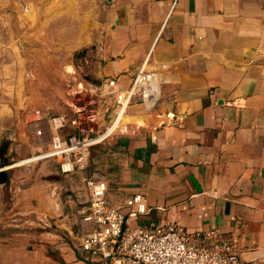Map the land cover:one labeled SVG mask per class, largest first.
I'll return each mask as SVG.
<instances>
[{"label": "crops", "instance_id": "crops-1", "mask_svg": "<svg viewBox=\"0 0 264 264\" xmlns=\"http://www.w3.org/2000/svg\"><path fill=\"white\" fill-rule=\"evenodd\" d=\"M10 4L34 7L37 33L69 22L59 30L70 55L59 94L24 112L3 106L14 137L0 144V264H93L81 248L87 172L64 173L55 160L19 163L51 136L47 119L41 139L29 121L38 108L47 117L71 112V72L125 90L148 57L161 95L154 108L132 104L107 142L98 167L106 174L95 173L107 178L109 201L129 214L126 200L142 194L149 210L131 226L217 229L243 260H264V0H0ZM34 227L46 230L34 236Z\"/></svg>", "mask_w": 264, "mask_h": 264}, {"label": "built area", "instance_id": "built-area-1", "mask_svg": "<svg viewBox=\"0 0 264 264\" xmlns=\"http://www.w3.org/2000/svg\"><path fill=\"white\" fill-rule=\"evenodd\" d=\"M149 58L125 90L117 91L115 79L102 88L93 82L86 84L75 72L70 73L68 87L76 86L71 93L74 98L71 112L47 117L41 109H35L34 118L29 121L35 136L44 137L41 121L45 119L51 136L47 145L36 143L34 154L22 161L55 160L64 173L85 171L92 148L117 133L132 104L144 102L150 108L157 105L162 78L150 66ZM113 95L114 107L105 106ZM100 105L104 108L100 109ZM86 190L87 203L81 216L88 231L81 248L93 264H264V260H243L232 240L221 237L217 229L190 233L180 222L131 226V217L148 212L146 198L136 194L127 199L126 204L132 211L126 214L109 201L107 178L101 174L87 176Z\"/></svg>", "mask_w": 264, "mask_h": 264}, {"label": "rangeland", "instance_id": "rangeland-1", "mask_svg": "<svg viewBox=\"0 0 264 264\" xmlns=\"http://www.w3.org/2000/svg\"><path fill=\"white\" fill-rule=\"evenodd\" d=\"M29 7L26 4L19 7L13 4L0 7V144L4 138L14 137L13 131L7 132L3 128L1 114L4 105L8 104L11 109L24 112L27 107H34V103L41 104L47 95L59 94L66 80L67 68L64 59L70 54L64 52L60 45L63 40L61 30L63 25L69 22L56 21V30L54 33L50 31V35L48 32L45 35L37 33L34 24V7ZM73 24L70 22L71 34L75 30ZM84 53L80 51L75 54L76 63L81 61ZM108 140L92 148L89 164L85 170L87 176L95 172L106 174L107 170L104 166L102 170L98 167L107 162V152L110 149ZM0 162V167L5 164L2 159ZM7 163L9 165L14 161ZM70 191L73 195V190ZM75 227L76 232L81 235V225L77 223ZM47 228L51 229L52 225H47ZM45 230L43 227H34V236L35 232L40 233ZM54 231L62 235L60 229ZM71 237L70 234L64 236L68 240ZM55 250L57 252L59 249Z\"/></svg>", "mask_w": 264, "mask_h": 264}, {"label": "bare ground", "instance_id": "bare-ground-1", "mask_svg": "<svg viewBox=\"0 0 264 264\" xmlns=\"http://www.w3.org/2000/svg\"><path fill=\"white\" fill-rule=\"evenodd\" d=\"M68 69H69V70H73V69L70 68V67H69ZM69 70H68V71H69ZM71 73H74V72H71ZM19 163L24 164V163H26V162L21 161V162H19Z\"/></svg>", "mask_w": 264, "mask_h": 264}]
</instances>
